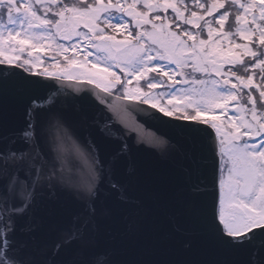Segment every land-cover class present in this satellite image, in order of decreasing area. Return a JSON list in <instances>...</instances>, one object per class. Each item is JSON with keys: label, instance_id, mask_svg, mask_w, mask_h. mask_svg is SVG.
<instances>
[{"label": "snow or ice", "instance_id": "snow-or-ice-1", "mask_svg": "<svg viewBox=\"0 0 264 264\" xmlns=\"http://www.w3.org/2000/svg\"><path fill=\"white\" fill-rule=\"evenodd\" d=\"M0 264H264V0H0Z\"/></svg>", "mask_w": 264, "mask_h": 264}, {"label": "water", "instance_id": "water-1", "mask_svg": "<svg viewBox=\"0 0 264 264\" xmlns=\"http://www.w3.org/2000/svg\"><path fill=\"white\" fill-rule=\"evenodd\" d=\"M129 128L132 129V140L135 141L139 139L143 142L144 146L147 147L148 144L155 140V138L162 135V131L153 127L150 123H146L142 116L137 115V113L129 110L128 112L121 113L119 117ZM162 244L168 243L170 241H161Z\"/></svg>", "mask_w": 264, "mask_h": 264}, {"label": "rangeland", "instance_id": "rangeland-1", "mask_svg": "<svg viewBox=\"0 0 264 264\" xmlns=\"http://www.w3.org/2000/svg\"><path fill=\"white\" fill-rule=\"evenodd\" d=\"M238 71H241V70L238 69Z\"/></svg>", "mask_w": 264, "mask_h": 264}]
</instances>
